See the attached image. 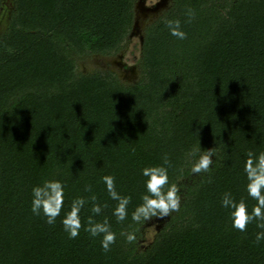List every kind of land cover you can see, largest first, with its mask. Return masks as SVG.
Returning <instances> with one entry per match:
<instances>
[{"label": "trees", "instance_id": "16d2710c", "mask_svg": "<svg viewBox=\"0 0 264 264\" xmlns=\"http://www.w3.org/2000/svg\"><path fill=\"white\" fill-rule=\"evenodd\" d=\"M135 2L13 1L0 36V264H264V229L234 228L222 205L225 194L249 212L257 204L244 168L248 153H264V0H172L145 31L141 83L79 73L74 57L114 55L129 41ZM177 20L184 39L168 27ZM203 155L211 163L193 172ZM158 166L164 191L186 192L153 245L134 251L142 170ZM105 176L129 200L123 220ZM47 180L64 186L53 224L31 210ZM76 198L86 203L70 238L62 220ZM90 217L115 234L108 251L86 230Z\"/></svg>", "mask_w": 264, "mask_h": 264}, {"label": "clouds", "instance_id": "9594fccd", "mask_svg": "<svg viewBox=\"0 0 264 264\" xmlns=\"http://www.w3.org/2000/svg\"><path fill=\"white\" fill-rule=\"evenodd\" d=\"M168 27L173 36L180 39L185 38V33L180 30V22H169ZM167 163V160H165ZM211 163L209 155H203L193 167V172L206 170ZM143 175L148 177L146 181L147 193L143 196V204L137 208L133 214L134 220H140L142 217L147 219L151 216H167L170 210H175L178 207L177 189L175 186L164 191V185L168 183V172L163 166L147 167L143 170ZM247 174L248 184L247 191L249 196L257 201V204L248 211L246 203L241 200L236 202L230 194H225L222 205L225 208L231 209L232 226L240 231L246 229L247 224L253 220L257 221V227L264 229V153H260L254 157L252 153H248V159L244 168ZM106 183L108 192L112 199L119 201L118 206L114 211V215L118 220L125 219L126 205L129 200L126 197H121L115 190L114 178L111 176L103 177ZM94 199V198H93ZM86 201L84 198H76L72 201L71 210L65 214L62 220L64 231L69 234L70 238H75L79 234L81 221L79 213L84 207ZM64 204V186L59 180H47L43 186H35L32 189V212L47 217V223H55L56 218L60 215ZM99 205H94L93 213H100ZM89 227L86 229L92 236L103 234L101 246L105 251H108L110 245L115 241V234L110 231V226L107 221L103 223L93 222L90 217L88 220ZM132 239V237H129ZM264 240V231L256 234V241L259 243Z\"/></svg>", "mask_w": 264, "mask_h": 264}, {"label": "rangeland", "instance_id": "374dc122", "mask_svg": "<svg viewBox=\"0 0 264 264\" xmlns=\"http://www.w3.org/2000/svg\"><path fill=\"white\" fill-rule=\"evenodd\" d=\"M14 0H3V3L0 7V11L2 9H6L3 10L2 14L0 15V36L5 33V31L7 30L8 26H9V22H10V17H11V13L13 11V4ZM150 0H146V2H144L141 7H148L150 6V3H152L151 1L148 2ZM154 2L156 0H153ZM231 1V0H230ZM172 4V0H169V2L167 3V7L162 10V14L164 15V13H166ZM139 5L138 8L134 11V13H136V16L138 17V21H139V25L141 26L142 23L144 21H142L141 17L143 16L144 12L142 10ZM141 19V20H140ZM139 27V31L141 29V27ZM135 31V29H133ZM138 31V32H139ZM137 32V30H136ZM137 32V35H133V39L130 41H128L124 47L127 46L126 52L124 54V58L120 61H123L124 63L129 64L130 66H133V73H126L124 74V76H122L121 71L119 70V67L116 66L113 68L114 70V74H116L118 80H120V82L126 86H135L138 85L139 83L142 82V80L144 79V65H143V54H142V47L140 45V35L142 33L139 34ZM139 43V44H138ZM139 45V46H138ZM141 48V50H140ZM109 57V56H108ZM76 59V63H77V70L79 73H84V71H89V73H96V72H105L102 71L101 68H99L98 66H103L104 63L101 61H105V59H101V60H94V58H89L85 59V57L79 58V57H74ZM106 60L108 59L107 57H105ZM87 60V62H86ZM119 61L118 57L114 60L115 62ZM87 63H94L91 66H88ZM95 64H97L98 66H95ZM86 73V72H85ZM198 173H194L192 175V177L196 176ZM184 183L186 185H189L192 183L191 179H187L184 181ZM184 192H186L185 188L183 189L182 187H180L179 190H177V194H183ZM182 196V195H181ZM179 198V197H178ZM180 200H178V207L175 210H170L169 214L167 216H151L150 218H147L145 221H143L141 228L139 229V231L136 233L135 235V243L132 245V249L134 251H145L147 249H149L153 243L155 242V240L157 239V237L160 235V233H162V231L166 228V226L168 225L169 222H171V218L172 216L177 215V213L179 212V207H180Z\"/></svg>", "mask_w": 264, "mask_h": 264}, {"label": "flooded vegetation", "instance_id": "af4514ba", "mask_svg": "<svg viewBox=\"0 0 264 264\" xmlns=\"http://www.w3.org/2000/svg\"><path fill=\"white\" fill-rule=\"evenodd\" d=\"M150 1L152 3H150V6H148V7H141V5L144 2H146V0L145 1L136 0V2H135V6L139 5L144 12L143 16L141 17L142 21H144V22L140 26L139 21L136 20V19H138V17L136 16V13H135L134 19L137 21L138 25H136L134 28H132L133 34L132 35L130 34L129 40L131 41L133 39V37H134L133 35H137V32L139 31L138 26H140L141 29L138 33L140 34L142 31V33L140 35L141 36L140 37L141 46H142V43L144 41V34H145L146 29L149 28L154 22H156L163 15L161 12H162V10H164L167 7V3L169 2V0H156L155 2L153 0H150ZM150 1H148V2H150ZM3 10H6V9H2L0 11V15L2 14ZM134 23H135V21H134ZM133 29H135V31ZM136 30H137V32H136ZM126 49H127V46L123 47L118 53H116L114 55H91V56H86L85 59H88V60H89V58L90 59L94 58V60L105 59V61H101L104 63L103 66H98L97 64H95V66H98L99 68H101L102 71L113 72V73H114L113 68L118 66L119 70L121 71L122 76H124V74H126V73H131V72L133 73V66H130L129 64L124 63L123 61H120V59L122 60L124 58V54L126 52ZM105 57H107L108 59L106 60ZM117 57H118L119 61L116 60V62H115L114 60ZM86 62H87V60H86ZM92 64H94V63H87L88 66H91ZM87 73H89V71H84V74H87Z\"/></svg>", "mask_w": 264, "mask_h": 264}, {"label": "water", "instance_id": "95a60500", "mask_svg": "<svg viewBox=\"0 0 264 264\" xmlns=\"http://www.w3.org/2000/svg\"><path fill=\"white\" fill-rule=\"evenodd\" d=\"M140 1H142V0H140ZM143 1H145V0H143ZM137 8H138V5H137V6L134 5V11H135ZM136 20H138V19H136ZM136 20L134 19L135 23L133 24V28H134L136 25H138V23H137ZM132 34H133V31L131 32V35H132Z\"/></svg>", "mask_w": 264, "mask_h": 264}]
</instances>
